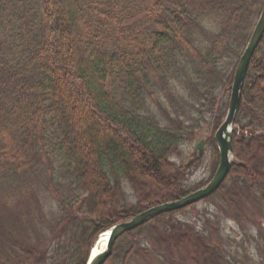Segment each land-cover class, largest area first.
I'll return each mask as SVG.
<instances>
[{
	"label": "trees",
	"instance_id": "1",
	"mask_svg": "<svg viewBox=\"0 0 264 264\" xmlns=\"http://www.w3.org/2000/svg\"><path fill=\"white\" fill-rule=\"evenodd\" d=\"M263 8L264 0H0V222L13 227L0 230V264H86L102 232L190 195L187 169L172 160L184 162L183 147L212 128L219 161L214 136ZM260 44L230 175L205 200L244 233L250 213L264 218V172L251 165L264 151ZM140 166L144 192L132 174ZM174 213L128 234V248L117 256L115 247L107 264L236 263L219 221L199 230Z\"/></svg>",
	"mask_w": 264,
	"mask_h": 264
},
{
	"label": "rangeland",
	"instance_id": "2",
	"mask_svg": "<svg viewBox=\"0 0 264 264\" xmlns=\"http://www.w3.org/2000/svg\"><path fill=\"white\" fill-rule=\"evenodd\" d=\"M79 44H81L80 40H79ZM78 48H80V46L77 47V49ZM76 55H77L78 60H83V58H82L83 55L79 54V49L76 52ZM61 79L62 78H58L57 81H60ZM69 82L71 83V85H69L70 83H68V85L72 86L73 83L71 81H69ZM231 95H232V93H231ZM230 99H231V97H230ZM85 117L87 119L86 115H85ZM241 120L243 121V123L246 121V120L244 121L243 118ZM221 126H220V128H221ZM217 132H216V134H217ZM212 136H213L212 128L210 130L209 129H200L197 133L196 142L193 144H190L186 147H183V151H184L183 156H184L185 161L184 162H179V161L176 162L175 160H172V162H175L177 164L185 166V168L187 169V174L189 177L187 185L194 190L193 192L201 190L202 188L207 186V184L213 179V176L215 175L217 169L219 168L220 161H218V158L215 156L216 153L212 150V139H213ZM214 138H215V136H214ZM198 146L201 147L200 151L198 150ZM201 152H202V154H201ZM249 154H250V156H253L254 150H249ZM96 156H97L98 162L95 161V164H98V166H99L98 169L100 170L101 169L100 166L103 165V162H102V159L100 158V153L98 150L96 151ZM195 160H197V161H195ZM251 165L254 167V170L257 171V173L264 172V151L261 154L259 153V155L257 157L256 156L252 157ZM100 173L102 174L101 170H100ZM132 174L140 185L138 187L141 189V191H143L144 188L142 186L146 182L145 177H147V176H145V174H143V172L141 170V166L138 168H132ZM113 175H114V173H113ZM229 175H230V173H229ZM229 175H228V177H229ZM228 177L226 178V180L224 181V183L220 187V189L225 185V182L227 181ZM172 181L174 183L177 182L175 180V178L172 179ZM126 184L127 183L124 184V188H126V191L129 194L131 192L129 191L128 185H126ZM156 185H158L160 188H165L164 187L165 185H163L162 183H158ZM220 189H218L217 191H219ZM216 192H214L213 195ZM94 193H95L94 199L97 200L98 199V193H97V191H95V189H94ZM213 195H211V197ZM206 199H208V198H206ZM206 199L202 200V202H199L195 205H192L191 210L184 211V209L189 208V207H186V208L181 209L180 211H175V213L173 212L174 213V219L176 221H179V222L183 221L185 223H188L191 227H196L199 230L206 229L205 223H206V220H208V218L215 222V224H212V226L215 225V227H217L216 223L219 221L220 222L219 228H220V230H223L224 237L227 240V243H224V245H225L224 248H225L226 252L230 253V256L232 257V259L235 260V262H236L235 264H264V218L259 217L257 212H255V210H254L252 213H250L246 217L248 219V220H246L248 231H247V233H244L243 230L240 229V226L238 224H236L233 220L225 217V214H223L222 210L217 205H212L210 203L205 202ZM5 203H7V202H3V203L0 202V214H2L1 216L3 217V222H6L4 219L5 210L3 209V206H2V204H5ZM129 203H130V200H129ZM49 204H50V202H49ZM50 207H52V205ZM129 221H131V219L126 220L124 222H129ZM246 221L244 224L245 227H246ZM3 222H0V226H2V227H0V230L9 231L11 228L13 229V227H6V225H4ZM119 224H121V223H119ZM115 226H113V227H115ZM16 228H18V227H16ZM42 228L43 227H40V226L34 227V229L44 230ZM112 228L102 232L100 235L97 236L96 241H95V243L91 249L90 254L92 253L95 246L99 243L100 239L103 237V234L104 235L107 234ZM139 228L134 229V231H130L128 233H125L124 235L120 236L116 240L114 247L117 248V256H121L123 254L124 248L125 249L128 248L129 244L131 243L130 241L127 242V238H126L127 235L130 233L136 234L137 230ZM165 229L168 230L166 226H165ZM40 230L36 232L37 237H39V238L42 237L41 232H44V231H40ZM23 235L24 234L22 233V235H20L21 238L19 239V237H18V239H19V242L25 244L30 240L28 238V237H30V234L29 235L25 234L24 236ZM44 236H46V235H44ZM136 239L140 240L139 243L143 248H146V249L151 248V245L147 241L146 242L141 241V239H139V238H136ZM45 240H46V244L48 246H50L52 244L53 238L52 237H46ZM114 250H113V253H114ZM6 255H7V253L3 250L0 257L4 258ZM112 256H113V254H112ZM155 256L158 259L164 258L165 260H167L166 255H159L158 254ZM111 257L108 258L104 264H107V262L109 261V259H111ZM133 259L134 260L131 262V264H148L140 258L135 257ZM87 263H88V261H87ZM156 264H159V263H156Z\"/></svg>",
	"mask_w": 264,
	"mask_h": 264
},
{
	"label": "water",
	"instance_id": "3",
	"mask_svg": "<svg viewBox=\"0 0 264 264\" xmlns=\"http://www.w3.org/2000/svg\"><path fill=\"white\" fill-rule=\"evenodd\" d=\"M263 38L264 11L259 19L258 25L253 31L251 40L247 44V48L242 54V59L238 64V69L234 77V84L231 91L232 95L229 102L230 107L227 114L228 116L215 136L216 144L218 146V150L220 151V165L212 181L208 184V186L202 188V190L190 193V195L179 199V201L168 202V204L156 206L155 208L145 211L143 214L135 216L129 222H123L116 225L107 233L109 237L105 251L95 255L91 254L93 256H90L87 264H104L107 259L112 256L114 244L120 236L130 231H134V229L145 225L147 221L157 218L159 215L168 214V212L180 211L183 208L202 202V200L211 197L214 192L220 189L228 177L230 173L229 171L232 167V163L230 161L234 153L232 128L234 127L233 125L241 105L240 101L241 94L243 92V84L246 80L245 77L249 70V64ZM198 149L201 150V147L198 146Z\"/></svg>",
	"mask_w": 264,
	"mask_h": 264
},
{
	"label": "bare ground",
	"instance_id": "4",
	"mask_svg": "<svg viewBox=\"0 0 264 264\" xmlns=\"http://www.w3.org/2000/svg\"><path fill=\"white\" fill-rule=\"evenodd\" d=\"M264 11V10H263ZM262 14H263V12H262ZM261 14V15H262ZM1 25V24H0ZM2 26V25H1ZM108 234H103V237L100 239V241H99V243L97 244L98 246H96L94 249H93V251H92V253L91 254H93V255H95V254H98V253H101V252H103V251H105V249H106V247H107V242H108ZM114 246H115V244H114ZM115 248V247H114ZM114 248H113V250H114ZM90 254V256H93V255H91ZM90 256H89V258H90Z\"/></svg>",
	"mask_w": 264,
	"mask_h": 264
}]
</instances>
